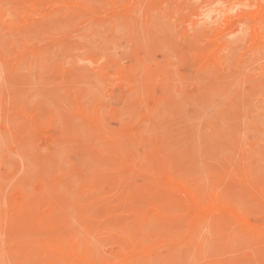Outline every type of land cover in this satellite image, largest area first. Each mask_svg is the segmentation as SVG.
Wrapping results in <instances>:
<instances>
[{"label":"rangeland","instance_id":"374dc122","mask_svg":"<svg viewBox=\"0 0 264 264\" xmlns=\"http://www.w3.org/2000/svg\"><path fill=\"white\" fill-rule=\"evenodd\" d=\"M47 1L0 0V264L263 263L264 0Z\"/></svg>","mask_w":264,"mask_h":264},{"label":"bare ground","instance_id":"6f19581e","mask_svg":"<svg viewBox=\"0 0 264 264\" xmlns=\"http://www.w3.org/2000/svg\"><path fill=\"white\" fill-rule=\"evenodd\" d=\"M48 1H49V0H48ZM48 1H47V2H48ZM219 1H220V0H219ZM2 2H3V1H2ZM192 2H193V1H192ZM199 2H200V1H199ZM199 2H198V3H199ZM19 3H20V2H19ZM44 3H45V2H44ZM17 4H18V3H17ZM17 4H16V5H17ZM225 4H226V3H225ZM238 4H239V3H238ZM9 5H10V4H9ZM236 5H237V4H236ZM236 5H235V6H236ZM219 6H221V4H220ZM238 6H240V5H238ZM248 6H249V5H248ZM161 7H162V6H161ZM216 7H217V6H216ZM232 7H233V5H232ZM242 7H243V6H242ZM246 7H247V6H246ZM141 8H142V7H141ZM209 8H210V7H209ZM236 8H237V7H236ZM236 8H235V9H236ZM254 8H255V7H254ZM3 9H4V8H3ZM164 9H165V7H164ZM199 9H200L199 11H200L201 13L204 11V10H203V9H204L203 7H200ZM237 9H238V8H237ZM16 10H17V9H16ZM165 10H166V9H165ZM220 10H221V9H220ZM229 10H230V7H229ZM231 10H232V9H231ZM231 10H230V11H231ZM239 10H240V9H239ZM248 10H249V9H248ZM206 12H207V11H206ZM11 13H12V12H11ZM14 13H15V11H14ZM138 13H139V12H138ZM151 13H152V12H151ZM159 13H160V12H159ZM185 13H186V12H185ZM209 13H211V12L209 11ZM217 13H218V12H217ZM227 13H228V12H227ZM234 13H235V11H234ZM188 14H189V13H188ZM204 14H205V13H204ZM213 14H214V12H213ZM3 15H4V14H3ZM10 15H11V14H10ZM56 15H57V14H56ZM214 15H216V14H214ZM234 15H235V14H234ZM234 15H233V16H234ZM203 17H204V16H203ZM209 17H212V15L209 16ZM223 17H224V16H222V18H223ZM252 17H253V16H252ZM52 18H53V17H52ZM74 18H75V19H78V18H76V17H73V19H74ZM191 19H192V18H191ZM195 19H197V17H196ZM233 19H234V18H233ZM49 20H50V18H49ZM51 20L53 21V19H51ZM64 20H65V19H64ZM66 20H67V18H66ZM69 20H70V19H69ZM69 20H68V21H69ZM139 20H140V19H139ZM172 20H174V19H172ZM204 20H206V19H204ZM59 21H60V20H59ZM76 21H77V20H76ZM158 21H159V20H158ZM49 22H50V21H49ZM49 22H47V23L49 24ZM64 22H65V21H64ZM66 22H67V21H66ZM69 22H70V21H69ZM201 22H202V21H201ZM203 22H204V21H203ZM203 22H202V23H203ZM208 22H209V21H208ZM212 22H213V21H212ZM247 22H248V21H247ZM39 23H40V22H39ZM51 23H52V22H51ZM56 23H58V22H56ZM61 23H62V21H61ZM61 23H59V26H60V25L63 26V24L66 26L65 23H63V24H61ZM52 24H53V23H52ZM204 24H205V22H204ZM57 25H58V24H57ZM57 25H56V26H57ZM118 25H119V24H118ZM210 25H211V24H210ZM45 26H46V25H45ZM47 26H48V25H47ZM62 26H61V27H57V28H63ZM163 26H164V25H163ZM189 26H190V25H189ZM247 26H248V25H247ZM247 26H246V27H247ZM35 27H36V26H35ZM47 28H48V27H47ZM66 28H67V27H66ZM66 28H64V29H66ZM99 28H100V27H99ZM118 28H119V27H118ZM255 28H256V25H255ZM2 29H3V28H2ZM39 29H40V26H39V28H38L37 30H39ZM48 29H49V28H48ZM64 29H63V30H64ZM119 29H120V28H119ZM168 29H169V27H168ZM214 29H215V28H214ZM37 30H35V28H34V32L37 31ZM44 30H45V27H44ZM50 30H51V29H50ZM60 30H61V29H60ZM106 30H107V28H106ZM110 30H111V29H110ZM169 30H170V29H169ZM189 30H190V29H189ZM191 30H192V29H191ZM254 30H255V29H254ZM42 31H43V30H42ZM55 31H56V30H55ZM100 31H101V29H100ZM30 32H31V31H30ZM106 33H107V32H106ZM123 33H124V32H123ZM28 34H29V32H28ZM34 34H35V33H34ZM96 34H97V33H96ZM100 34H101V33H100ZM115 34H116V33H115ZM256 34H257V32H256ZM256 34H255V35H256ZM18 35H19V33H18ZM24 35H25V34H24ZM97 35H98V34H97ZM103 35H104V34H103ZM103 35H102V36H103ZM102 36H99V37L103 38ZM231 36H232V35H231ZM257 36H258V34H257ZM259 36H260V35H259ZM259 36H258V38H259ZM20 37H21V36H20ZM91 37H92V36H91ZM99 37H97V38H99ZM170 37H171V36H170ZM23 38H24V37H23ZM92 38H96V36H95V37H92ZM131 38H132V37H131ZM201 38H202V37H201ZM238 38H239V37H238ZM87 39H88V38H87ZM103 39H104V38H103ZM122 39H123V38H122ZM127 39H128V38H127ZM227 39H228V38H227ZM99 40H100V39H99ZM236 40H237V39H236ZM256 40H257V39H256ZM93 41H94V40H93ZM192 41H193V40H192ZM127 42L129 43V41H127ZM133 42H134V41H133ZM142 42H143V41H142ZM109 43H110V41H109ZM118 43H119V42H118ZM193 43H194V42H193ZM91 44H92V43H91ZM132 44H133V43H132ZM234 44H235V43H234ZM111 45H112V44H111ZM134 46H135V45H134ZM201 46H202V44H201ZM58 47H59V46H58ZM58 47H57V50H58ZM119 47H120V46H119ZM262 47H263V46H262ZM122 48H123V47H122ZM235 48H236V47H235ZM113 50H115V49L113 48ZM117 50H119V49H117ZM58 51H59V50H58ZM122 51H124V50L122 49ZM263 51H264V50H263ZM60 52H61V51H60ZM224 52H225V51H224ZM222 53H223V52H222ZM225 53H226V52H225ZM263 53H264V52H263ZM43 54H44V53H43ZM49 55H50V54H49ZM225 55H226V54H225ZM51 56H52V55H51ZM112 57H114V56H112ZM118 57H120V56H118ZM237 58H238V57H237ZM44 59H45V58H44ZM68 60H70V59H68ZM101 60H102V58H101ZM117 60H118V59H117ZM263 60H264V59H263ZM34 61H35V60H34ZM36 61H37V60H36ZM99 61H100V60H99ZM39 62H40V61H39ZM83 62H84V61H83ZM230 62H232V61H230ZM263 62H264V61H263ZM47 63H48V62H47ZM180 63H181V62H180ZM260 63H261V62H260ZM32 64H33V63H32ZM217 64H218V63H217ZM27 65H28V64H27ZM46 65H47V64H46ZM50 65H51V64H50ZM50 65H49V66H50ZM96 65H97V64H96ZM249 65H250V64H249ZM253 65H254V64H253ZM38 66H39V65H38ZM94 66H95V65H94ZM116 66H117V65H116ZM245 66H246V65H245ZM25 67H26V66H25ZM44 67H45V66H44ZM91 67H92V66H91ZM89 68H90V67H89ZM1 69H2V68H1ZM14 69H15V68H14ZM27 69H28V68H27ZM246 69H248V66H247ZM246 69H245V70H246ZM48 70H49V69H48ZM209 70H210V69H209ZM2 71H3V70H2ZM4 71H5V70H4ZM8 71H10V70L8 69ZM17 71H18V70H17ZM38 71H39V69H38ZM142 71H143V70H142ZM206 71H207V70H206ZM247 71H248V70H247ZM255 71H257V70H255ZM14 72H16V70H15ZM3 73H4V72H3ZM244 73H245V72H244ZM249 73H250V71H249ZM251 73H252V72H251ZM76 74H77V73H76ZM2 75H3V74H2ZM36 76H37V75H36ZM39 77H40V76H38V78H39ZM231 77H232V76H231ZM0 78H1V77H0ZM6 78H7V77H6ZM1 79H2V78H1ZM1 79H0V80H1ZM4 79H5V78H4ZM4 79H3V80H4ZM10 81H11V80H10ZM143 81H144V80H143ZM0 82H1V81H0ZM4 82H5V81H4ZM30 82H31V81H30ZM34 82H35V81H34ZM40 82H41V81H40ZM96 82H97V80H96ZM116 82H117V81H116ZM35 83H36V82H35ZM38 83H39V82H38ZM98 83H99V82H98ZM6 84H7V83H6ZM4 85H5V84H4ZM8 85H9V83H8ZM12 85H13V83H12ZM32 85H34V84H32ZM10 86H11V85H10ZM97 86H98V85H97ZM6 87H7V86H6ZM8 87H9V86H8ZM4 88H5V86H4ZM31 88H33V90H35L34 87H31ZM153 88H154V87H153ZM1 89H2V87H1ZM9 89H10V88H9ZM18 90H19V89H18ZM40 91H41V90H40ZM229 93H232V92H229ZM231 95H232V94H231ZM226 96H227V95H226ZM248 96H249V95H248ZM36 97H37V96H36ZM262 97H263V95H262ZM102 98H103V97H102ZM230 98H231V97H230ZM32 99H33V98H32ZM9 101H10V100H9ZM45 102H46V101H45ZM8 103H9V102H8ZM248 105H249V104H248ZM252 105H253V104H252ZM252 105H251V106H252ZM5 106H6V105H5ZM200 107H201V106H200ZM256 111H257V110H256ZM7 112H8V111H7ZM261 112H262V111H261ZM6 117H7V116H6ZM80 117H81V116H80ZM228 117H229V116H228ZM199 118H200V117H199ZM206 118H207V117H206ZM5 119H6V118H5ZM10 119H11V118H10ZM261 119H262V118H261ZM0 120L2 121V119H0ZM24 120H25V119H24ZM190 120H192V119H190ZM200 120H201V119H200ZM200 120H198V121H200ZM1 121H0V122H1ZM194 121H195V120H193L192 122H194ZM196 121H197V120H196ZM201 121H202V120H201ZM218 121H219V120H218ZM10 123H12V122H10ZM197 123H198V122H197ZM200 125H201V123H200ZM243 125H244V124H243ZM254 125H255V124H254ZM247 126H248V125H247ZM79 128H80V127H79ZM79 128H78V129H79ZM196 128H197V127H196ZM198 128H199V127H198ZM84 129H85V128H84ZM163 129H164V128H163ZM190 129H191V128H190ZM44 130H45V129H44ZM89 130H90V129H89ZM195 130H196V129H195ZM195 130H194V131H195ZM263 131H264V130H263ZM69 132H70V131H69ZM144 132H145V131H144ZM4 133H5V132H4ZM4 133H3V134H4ZM185 133H186V132H185ZM199 133H200V131H199ZM71 134H72V133H71ZM186 134H187V133H186ZM223 134H225V133H223ZM0 135H1V134H0ZM83 135H84V134H83ZM125 135H126V134H125ZM187 135H188V134H187ZM198 135H199V134H198ZM258 135H259V134H258ZM75 136H76V135H75ZM220 136H221V135H220ZM261 136H262V135H261ZM9 137H10V136H9ZM80 137H81V136H80ZM6 138H7V137H6ZM199 139H200V137H199ZM199 139H197V140H199ZM262 139H264V138H262ZM201 140H202V139H201ZM7 142H8V140H7ZM197 143L199 144V142H197ZM197 143H196V144H197ZM4 144H5V143H4ZM8 144H9V143H8ZM80 144H81V143H80ZM119 144H120V143H119ZM248 144H249V143H248ZM3 146H4V145H3ZM29 146H30V145H29ZM108 147H109V146H108ZM7 148H8V146H7ZM7 148H5V149H7ZM80 148H81V147H80ZM82 148H83V147H82ZM101 148H102V147H101ZM109 149H110V148H109ZM110 150H111V149H110ZM262 150H263V149H262ZM4 151H5V150H4ZM114 151H115V150H114ZM2 152H3V150H2ZM63 152H64V151H63ZM65 152H66V151H65ZM67 152H68V151H67ZM67 152H66V153H67ZM70 152H71V151H70ZM72 152H73V151H72ZM100 152H101V151H100ZM239 152H240V151H239ZM93 154H94V153H93ZM104 154H105V152H104ZM1 155H2V153H1ZM57 155L59 156V154H57ZM58 156H57V157H58ZM60 156H61V155H60ZM62 156H63V155H62ZM63 157H65V156H63ZM66 157H67V156H66ZM250 157H251V156H250ZM252 157H253V156H252ZM59 158H60V157H59ZM246 158H247V157H246ZM246 158H245V159H246ZM0 159H1V157H0ZM61 159H62V158H61ZM67 159H68V158H67ZM8 161H9V160H8ZM58 162H60L59 159H58ZM7 163H8V162H7ZM65 163H66V162H65ZM143 163H144V161H143ZM204 163H205V162H204ZM2 164H3V163H2ZM24 164H25V163H24ZM105 164H106V163H105ZM162 164H164V163H162ZM91 165H92V164H91ZM98 165H99V164H98ZM53 166H54V165H53ZM64 166H65V165H64ZM99 166H100V165H99ZM67 167H68V166H67ZM128 167H129V166H128ZM246 168H247V167H246ZM31 169H32V168H31ZM130 170H131V169H130ZM15 171H16V170H15ZM22 171H23V170H22ZM18 172H19V171H18ZM249 172H250V171H249ZM10 173H11V172H10ZM16 173H17V172H16ZM19 173H20V172H19ZM23 173H24V172H23ZM162 174H163V177H165L163 171H162ZM25 175H26V174H25ZM247 175H248V174H247ZM117 176H118V175H117ZM120 176H121V175H120ZM132 176H133V175H132ZM19 177H20V176H19ZM23 177H24V176H23ZM121 177H122V176H121ZM170 177H172V175H171ZM242 177H243V176H242ZM244 177H245V176H244ZM110 178H111V177H110ZM110 178H109V179H110ZM8 179H9V178H8ZM13 179H14V178H13ZM129 179H130V178H129ZM241 179H242V178H241ZM17 180H18V179H17ZM117 180H118V179H117ZM119 180H122V178H120ZM125 180H126V179H125ZM172 180H174V179H172ZM11 181H12V180H11ZM111 181H112V180H111ZM167 181H169V180H167ZM20 182H21V181H20ZM109 182H110V181H109ZM112 182H113V181H112ZM118 182H119V181H118ZM123 182H124V181H123ZM250 182H251V181H250ZM252 182H253V181H252ZM4 183H5V182H4ZM77 183H78V182H77ZM77 183H76V184H77ZM104 183H105V182H104ZM171 183H172V182H171ZM8 184H9V183H8ZM17 184H18V183H17ZM126 184H127V183H126ZM169 184H170V183H169ZM176 184H177V183H175V185H172V187H173L174 189H178V191H179L180 188H179ZM113 185H114V183H113ZM178 185H179V184H178ZM180 185H181V184H180ZM180 185H179V186H180ZM236 185H237V184H236ZM114 186H115V185H114ZM124 186H125V183H124ZM126 186H127V185H126ZM181 186H182V185H181ZM76 187H77V186H76ZM115 187H117V186H115ZM118 187H119V186H118ZM131 187H133V185H132ZM176 187H177V188H176ZM262 187H263V186H262ZM59 188H61V187H59ZM62 188H63V187H62ZM79 188H80V187H79ZM125 188H126V187H125ZM92 189H93V188H92ZM123 189H124V188H123ZM182 189H185V190H186V188H181V191H182ZM49 190H50V189H49ZM197 190H198V189H197ZM2 191H3V190H2ZM62 191H63V190H62ZM72 191H73V190H72ZM97 191H98V190H97ZM126 191H127V190H126ZM131 191H132V190H131ZM181 191H179V192H180L182 195H184V194L182 193L183 191H182V192H181ZM186 191H187V190H186ZM186 191H185V192H186ZM208 191H209V190H208ZM213 191H214V190H213ZM32 192H33V191H32ZM102 192H103V191H102ZM100 193H101V192H100ZM103 193H104V192H103ZM125 193H126V192H125ZM186 193H189V192H186ZM202 193H203V192H202ZM29 194H30V193H29ZM130 194H132V193H130ZM154 194H155V193H154ZM203 194H204V193H203ZM207 194H210V193H207ZM207 194H206V195H207ZM23 195H24V194H23ZM116 195H117V194H116ZM128 195H129V193H128ZM143 195H144V194H143ZM185 195H186V194H185ZM189 195H190V194H189ZM189 195H188V197H189ZM64 196H65V195H64ZM178 196H179V195H178ZM178 196H177V197H178ZM203 196H204V195H203ZM0 197L2 198V196H0ZM125 197H126V195H125ZM183 197H184V196H183ZM186 197H187V195H186ZM1 198H0V199H1ZM22 198H23V197H22ZM73 198L75 199V197H73ZM89 198H90V197H89ZM212 198H213V197H212ZM70 199H71V198H70ZM188 199H189V198H188ZM188 199H186V200H188ZM203 199H204V198H203ZM214 199H216V201H217L218 203H220V202L217 200V198H213L212 201H214ZM222 199H223V198H222ZM242 199H243V198H242ZM2 200H3V199H2ZM66 200H67V199H66ZM192 200H193V199H191L190 201H192ZM201 200H202V199H201ZM219 200H220V199H219ZM244 200H245V198H244ZM72 201H73V200H72ZM76 201H77V200H76ZM110 201H111V200H110ZM174 201H175V200H174ZM190 201H189V202H190ZM202 201H204V200H202ZM210 201H211V200H210ZM216 201H215V202H216ZM39 202H40V201H39ZM116 202H117V201H116ZM175 202H176V201H175ZM182 202H183V201H182ZM185 202H186V201H185ZM192 202H194V201H192ZM206 202H207V201H206ZM215 202H214V203H215ZM239 202H240V201H239ZM51 203H52V202H51ZM66 203H67V202H66ZM70 203H71V202H70ZM111 203H112V202H111ZM180 203H181V202H180ZM180 203H176L175 205H180V206H178V207H181V208H182V207H183V206H182L183 204H180ZM187 203H188V202H187ZM190 203H191V202H190ZM52 204H53V203H52ZM207 204H208V202H207ZM215 204H216V203H215ZM239 204H240V203H239ZM100 205H101V204H100ZM188 205H189V204H188ZM191 205H192V204H191ZM202 205H203V203H202ZM216 205H217V204H216ZM33 206H34V205H33ZM38 206H39V205H38ZM38 206H37V207H38ZM208 206H209V205H208ZM214 206H215V205H214ZM214 206H213V207H214ZM107 207H108V206H107ZM112 207H113V205H112ZM185 207H186V206H185ZM194 207H195V205H194ZM213 207H212V209H213ZM74 208H75V207H74ZM172 208H174V207H172ZM195 208H196V207H195ZM222 208H223V207H222ZM37 209H38V208H37ZM99 209H100V208H99ZM183 209H184V207H183ZM185 209H186V208H185ZM191 209H192V208H191ZM209 209H211V208H209ZM209 209H208V210H209ZM217 209H218V208H217ZM229 209H230V208H229ZM195 210H197V208H196ZM215 210H216V209H215ZM73 211H74V209H73ZM184 211H186V210H184ZM190 211H192V210H190ZM193 211H194V209H193ZM193 211H192V212H193ZM213 211H214V210H213ZM220 211H221V210H220ZM263 211H264V210H263ZM17 212L20 214V211H17ZM21 212H22V211H21ZM29 212H30V211H29ZM48 212H49V211H48ZM151 212H152V211H151ZM194 212H195V211H194ZM194 212H193V213H194ZM211 212H212V211H211ZM217 212H218V211H217ZM221 212H222V211H221ZM0 213H1V212H0ZM104 213H105V212H104ZM190 213H191V212H190ZM193 213L191 214L192 216L194 215ZM201 213H202V212H201ZM205 213L207 214L206 211H205ZM256 213H257V212H256ZM48 214H49V213H48ZM197 214H198V213H197ZM197 214H196V215H197ZM222 214H223V213H222ZM232 214H233V213H232ZM177 215H178V214H177ZM191 215H190V216H191ZM204 215H205V214H203V215H201V216L204 217ZM223 215H225V214H223ZM227 215H228V214H227ZM47 216H48V215H47ZM70 216H71V215H70ZM72 216H73V215H72ZM198 216H200V215H198ZM208 216L210 217V215H208ZM228 216H229V215H228ZM76 217H77V216H76ZM22 218H23V217H22ZM65 218H67V217H65ZM196 218H197V217H196ZM228 218H229V217H228ZM228 218H227V219H228ZM233 218H234V217H233ZM239 218H240V217H239ZM190 219L193 220L194 217H191ZM197 219H199V218H197ZM230 219H231V218H230ZM45 220H46V219H45ZM201 220H202V219H201ZM220 220H221V219H220ZM220 220H219V221H220ZM38 221H39V223H40V220H39V219H38ZM68 221H69V220H68ZM207 221H208V220H207ZM236 221H238V220L236 219ZM241 221H243V220H241ZM169 222H170V221H169ZM171 222H174V221H171ZM175 222H176V221H175ZM190 222H191V224L193 225V223H192L193 221H190ZM222 222H223V221H222ZM0 223H1V222H0ZM163 223H164V222H163ZM248 223H249V222H248ZM35 224H36V223H35ZM165 224H166V223H165ZM171 224H174V223H171ZM188 224H189V223H188ZM244 224H245V223H244ZM250 224H251V223H249V225H250ZM38 225L42 226V224H38ZM119 225H120V224H119ZM174 225L176 226V223H175ZM245 225H247V224H245ZM175 226H174V227H175ZM43 227H44V226H43ZM108 227H109V226H108ZM169 227H170V226H169ZM179 227H181V226H178V225H177V227L175 228L174 231H176V229H178ZM210 227H211V226H210ZM250 227H251V226H250ZM250 227H249V228H250ZM36 228H37V227H36ZM121 228H122V227H121ZM171 228H172V226H171ZM43 229H44V228H43ZM50 229H52V228H50ZM150 229H151V228H150ZM241 229H242V228H241ZM244 229H245V228H244ZM36 230H37V229H36ZM40 230H41V229H40ZM48 230H49V229H48ZM53 230H54V229H53ZM97 231H98V230H97ZM119 231H120V230H119ZM119 231H118V233H121V231H120V232H119ZM48 232H49V231H48ZM50 232H51V230H50ZM114 232H115V231H114ZM116 232H117V231H116ZM124 232H125V231H124ZM52 233H53V232H52ZM114 234H115V233H114ZM207 234H208V233H207ZM209 234H210V233H209ZM76 235H78V234H76ZM213 235H214V234H213ZM120 236H122V234H121ZM154 236H155V235H154ZM211 236H212V235H211ZM168 237H169V236H168ZM212 237H213V236H212ZM124 238L126 239L125 236H124ZM213 238H214V237H213ZM161 239H162V238H161ZM55 240H56V239H55ZM127 240H128V238H127ZM128 241H129V240H128ZM161 241H162V240H161ZM164 241H167V240H164ZM44 242H45V241H44ZM55 242L57 243V240H56ZM120 242H121V241H120ZM139 242H140V243H139V244H140V248H141L142 245H145V247H146L145 249H147V246H146V244H145L146 242H145L144 244L141 243V241H139ZM149 242H150V241H149ZM151 242H152V241H151ZM206 242H207V241H206ZM39 243H40V241H39ZM93 243H94V242H93ZM129 243H130V241H129ZM166 243H167V242H166ZM203 243H204V242H203ZM210 243H212V242H210ZM262 243H263V242H262ZM49 244H50V243H49ZM57 244H58L57 246H59V243H57ZM159 244H160V242H159ZM164 244H165V243H164ZM205 244H206V243H205ZM45 245H46V242H45ZM70 245H71V244H70ZM96 245H97V244H96ZM121 245H122V242H121ZM121 245H119V250H120V248L123 246V245H122V246H121ZM134 245H135V244H134ZM246 245H247V244H246ZM261 245H262V244H261ZM137 246H138V245H137ZM148 246H150L149 248H151V247H153L154 245H153V246L148 245ZM206 246H207V245H206ZM210 246H211V245H210ZM249 246H250V244H249ZM68 247H70V246L68 245ZM142 247H144V246H142ZM156 247H157V246H156ZM203 247H204V246H203ZM262 247H264V246H262ZM132 248H133V247H132ZM207 248H208V247H207ZM80 249H81V248H80ZM94 249H95V248H94ZM97 249H98V248H97ZM123 249H125V251H126V248L123 247ZM205 249H206V248H205ZM210 249H211V248H210ZM48 250H49V249H48ZM86 250H87V249H86ZM86 250H85V252H84L85 254H86ZM95 250H96V249H95ZM121 250H122V248H121ZM160 250H161V249H160ZM196 250H197V249H196ZM263 250H264V249H263ZM122 251H123V250H122ZM145 251H146V250H144V252H145ZM197 251H198V250H197ZM207 251H208V250H207ZM71 252H72V251H71ZM87 252H88V251H87ZM97 252H98V250H97ZM97 252L95 251L94 254L97 253ZM42 253H43V252H42ZM51 253H52V252H51ZM72 253H73V252H72ZM76 253H77V252H76ZM123 253H124V251H123ZM147 253H150V252L147 250ZM44 254H46V253H44ZM48 254H49V253H48ZM48 254H47V255H48ZM143 254H144V253H142V255H143ZM154 254H155V256H157V253H154ZM154 254H153V256H154ZM222 254H223V253H222ZM51 255H52V254H51ZM80 255H81V254H80V251H79V258H80ZM86 255H87V254H86ZM97 255H98V254H97ZM144 255L146 256L147 254H144ZM144 255H143V256H144ZM49 256H50V254H49ZM52 256H54V255H52ZM98 256H99V255H98ZM193 256H194V254H193ZM203 256H204V255H203ZM89 257H90V255H89ZM96 257H97V256H96ZM54 258H55V256H54ZM58 258H59V257H58ZM61 258H62V257H61ZM61 258H59V259L61 260ZM83 258H84V257H83ZM122 258H123V257H122ZM196 258H198V257H196ZM203 258H204V257H203ZM49 259H50L51 261L53 260V259H51V258H49ZM63 259H64V258H63ZM65 259H66V258H65ZM69 259H70V258H69ZM91 259H92V258H91ZM94 259H95V258H94ZM97 259H98V257H97ZM97 259H95V260H97ZM113 259H114V258H113ZM149 259H150V258H149ZM187 259H188V258H187ZM0 260H1V259H0ZM84 260H85V259H83V262H82V263H81V262H78L77 264H92V263H90V262H88V261H84ZM98 260H100V259H98ZM120 260H121V259H120ZM125 260H126V259H125ZM188 260H189V259H188ZM195 260H196V259H195ZM259 260H260V259H259ZM55 261H56V262H59V261L57 260V258L55 259ZM55 261L53 260V261H52V262H53L52 264H56ZM61 262H62V261H61ZM65 262H67V261H65ZM69 262H70V261H69ZM71 262H72V260H71ZM71 262H70V263H71ZM99 262H100V261H98L97 263H99ZM103 262H104V261H103ZM202 262H203V261H202ZM202 262H201V263H202ZM222 262H223V261H222ZM224 262H225V261H224ZM224 262H223V264L228 263V262H230V261H226L225 263H224ZM261 262H262V259H261ZM62 263H63V262H62ZM62 263H60V264H62ZM101 263H102V261H101ZM126 263H127V261H126ZM230 263H231V262H230ZM233 263H234V262H233ZM263 263H264V262H263ZM263 263H261V264H263ZM7 264H8V263H7ZM18 264H19V263H18ZM58 264H59V263H58ZM71 264H75V262L73 261V263H71ZM106 264H107V263H106ZM220 264H222V263H220ZM228 264H229V263H228ZM234 264H235V263H234Z\"/></svg>","mask_w":264,"mask_h":264}]
</instances>
